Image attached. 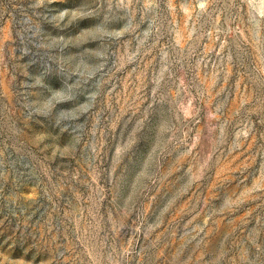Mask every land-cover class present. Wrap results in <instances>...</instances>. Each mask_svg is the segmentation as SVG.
Listing matches in <instances>:
<instances>
[{"label":"rangeland","instance_id":"rangeland-1","mask_svg":"<svg viewBox=\"0 0 264 264\" xmlns=\"http://www.w3.org/2000/svg\"><path fill=\"white\" fill-rule=\"evenodd\" d=\"M0 264H264V0H0Z\"/></svg>","mask_w":264,"mask_h":264}]
</instances>
